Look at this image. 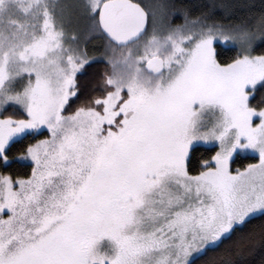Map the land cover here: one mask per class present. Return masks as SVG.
Returning a JSON list of instances; mask_svg holds the SVG:
<instances>
[{"label": "snow or ice", "instance_id": "6c2138e0", "mask_svg": "<svg viewBox=\"0 0 264 264\" xmlns=\"http://www.w3.org/2000/svg\"><path fill=\"white\" fill-rule=\"evenodd\" d=\"M216 7L0 0V264H264V3Z\"/></svg>", "mask_w": 264, "mask_h": 264}, {"label": "trees", "instance_id": "16d2710c", "mask_svg": "<svg viewBox=\"0 0 264 264\" xmlns=\"http://www.w3.org/2000/svg\"><path fill=\"white\" fill-rule=\"evenodd\" d=\"M162 2L187 6L193 16L198 15L202 11H206L207 6L214 4L217 5L215 12L217 17L219 18V16L222 15V9L219 7V5L223 3H230L234 5H253L254 10L258 11L260 10L262 3H264V0H162ZM246 10L247 9L243 7L238 8V11L241 14H243ZM177 15H179V13H177ZM176 22L180 23L182 22V19L177 20ZM227 54L231 55L232 53L229 52ZM252 259L254 264H260L262 254L259 250ZM210 260H214L216 264H223V257L220 255L210 257Z\"/></svg>", "mask_w": 264, "mask_h": 264}, {"label": "rangeland", "instance_id": "374dc122", "mask_svg": "<svg viewBox=\"0 0 264 264\" xmlns=\"http://www.w3.org/2000/svg\"><path fill=\"white\" fill-rule=\"evenodd\" d=\"M65 2L71 3L72 0H65ZM89 48H91V45H89Z\"/></svg>", "mask_w": 264, "mask_h": 264}]
</instances>
